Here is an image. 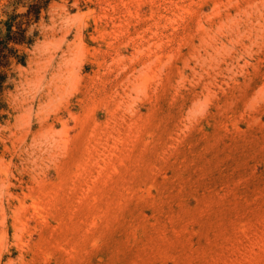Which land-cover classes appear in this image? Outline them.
Masks as SVG:
<instances>
[{"label":"rangeland","instance_id":"374dc122","mask_svg":"<svg viewBox=\"0 0 264 264\" xmlns=\"http://www.w3.org/2000/svg\"><path fill=\"white\" fill-rule=\"evenodd\" d=\"M35 29L0 264H264V0H53Z\"/></svg>","mask_w":264,"mask_h":264},{"label":"trees","instance_id":"16d2710c","mask_svg":"<svg viewBox=\"0 0 264 264\" xmlns=\"http://www.w3.org/2000/svg\"><path fill=\"white\" fill-rule=\"evenodd\" d=\"M53 0H9L0 14V88L7 78L6 69L12 63L27 62L28 54L23 48L31 47L38 30L31 31ZM20 6L26 9L18 11Z\"/></svg>","mask_w":264,"mask_h":264}]
</instances>
